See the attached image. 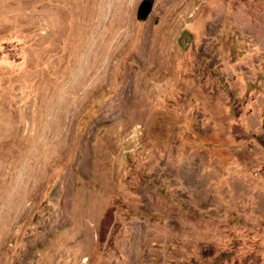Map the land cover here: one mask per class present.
Here are the masks:
<instances>
[{
	"label": "rangeland",
	"instance_id": "1",
	"mask_svg": "<svg viewBox=\"0 0 264 264\" xmlns=\"http://www.w3.org/2000/svg\"><path fill=\"white\" fill-rule=\"evenodd\" d=\"M0 0V264H264V0Z\"/></svg>",
	"mask_w": 264,
	"mask_h": 264
},
{
	"label": "water",
	"instance_id": "2",
	"mask_svg": "<svg viewBox=\"0 0 264 264\" xmlns=\"http://www.w3.org/2000/svg\"><path fill=\"white\" fill-rule=\"evenodd\" d=\"M153 0H142L137 9V19L145 21L152 11Z\"/></svg>",
	"mask_w": 264,
	"mask_h": 264
}]
</instances>
